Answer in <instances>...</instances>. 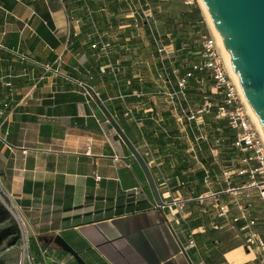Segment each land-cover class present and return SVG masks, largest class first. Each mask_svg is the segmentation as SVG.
<instances>
[{"label":"crops","instance_id":"crops-1","mask_svg":"<svg viewBox=\"0 0 264 264\" xmlns=\"http://www.w3.org/2000/svg\"><path fill=\"white\" fill-rule=\"evenodd\" d=\"M161 1L0 0V194L24 224L30 264H78L58 235L86 264H260L244 246V221L234 222L240 204L256 221L237 196L249 182L223 175L240 159L228 124L215 113L178 122L157 93L177 92L189 66L174 35L158 31ZM187 92L177 106L196 109L200 93ZM112 122L150 152L161 204ZM193 231L196 247L184 252Z\"/></svg>","mask_w":264,"mask_h":264},{"label":"built area","instance_id":"built-area-1","mask_svg":"<svg viewBox=\"0 0 264 264\" xmlns=\"http://www.w3.org/2000/svg\"><path fill=\"white\" fill-rule=\"evenodd\" d=\"M182 2L186 6L195 4V0H182ZM139 24L140 22L137 18L135 25L139 26ZM155 47L161 58L168 54V48L165 44L163 45L161 38H155ZM181 47L180 51L187 53L194 60H189V66L185 69L183 75L180 76L177 83L178 91L173 92L168 88H160L157 93L164 96L173 105L174 117L178 122H181L185 116L189 120L197 121V119L203 118L205 115L215 113L218 119L228 124L232 131V148L240 155V159L233 170L228 169L223 175L229 182L234 175L240 178L246 177L249 183L244 184V186L256 187L264 205V134L259 124L254 121L250 108L242 92L237 87L228 61L224 57L223 47L220 45L218 35L215 31L212 34L210 32L208 34L201 32L197 34L193 43L187 41ZM102 70L104 72L106 68L104 67ZM112 71L114 75H118L120 67H113ZM177 73H179L178 70ZM191 84L196 86L202 99V103L193 110L185 108L182 103L177 106L176 103L177 98L184 101L188 100L187 88ZM86 95H88L90 100H94L93 95L89 91H86ZM130 113L131 111L127 115ZM150 157L151 154L148 150L143 152V158ZM209 179V174H207L205 182L207 183ZM231 191L235 192L236 190L232 189ZM133 193L138 198L143 191L134 189ZM170 204L175 209L183 210L184 208L178 199H174ZM215 207L218 209L220 216L229 214L227 205L215 204ZM237 209L240 213L234 219V222L244 221L241 226L245 242L244 246L249 253H260L261 260L259 263L264 264V235L259 232L256 227V221L249 217V212L241 204L237 205ZM15 213L17 216L14 213L12 214L17 218L18 213ZM22 225L24 228V224ZM200 232L193 231L188 240V245L183 247L184 252L196 247L194 236Z\"/></svg>","mask_w":264,"mask_h":264},{"label":"water","instance_id":"water-1","mask_svg":"<svg viewBox=\"0 0 264 264\" xmlns=\"http://www.w3.org/2000/svg\"><path fill=\"white\" fill-rule=\"evenodd\" d=\"M201 1L228 52L233 71L242 91H244L247 104L251 107L256 120L259 121L264 134V0ZM101 110L112 120L107 110L104 108ZM112 123L143 169L152 196L161 204L157 185L152 179L150 169H148L143 156L134 149L133 144L118 126L114 122ZM141 202L138 201L136 204ZM13 217L19 220L15 216ZM54 243L63 251L70 253L78 264H86L80 254L76 253L61 236L58 235L54 239Z\"/></svg>","mask_w":264,"mask_h":264},{"label":"rangeland","instance_id":"rangeland-1","mask_svg":"<svg viewBox=\"0 0 264 264\" xmlns=\"http://www.w3.org/2000/svg\"><path fill=\"white\" fill-rule=\"evenodd\" d=\"M157 1L159 0H153L152 2L154 4L153 7H155V5L158 4ZM162 4H163L162 13H158L156 16L158 21L157 24L158 31L162 35L165 34L164 32H168L174 35L173 38H176L178 40L180 39L183 42H185L186 40L194 41L196 39L198 32L201 33L207 31L208 33L209 32L211 34L213 33L214 28L209 20V17L205 13V10L200 0H195V4H193V6H186L184 2H182V0H176V1L163 0ZM197 8H200L202 12L203 21H199V23L196 26H194L195 23L193 21L195 20V18L197 19L198 17L195 14V10ZM172 55L173 54H171L170 56ZM167 57L168 56L166 55L165 60H171L169 59L171 57L168 58ZM181 58L183 59L188 58L189 60H194L192 57L188 55L181 56L180 59ZM237 196H240L242 198L240 200L244 203V205L245 204L251 205V208L253 209L254 212V218L256 219V223H257L256 227L258 228L259 232L264 233V208L261 198L258 195L257 188L251 187L246 191H244L242 195H237ZM0 200L4 201V204L7 205L8 209H11L10 213L12 216H13L12 213L16 215L15 213L16 210L7 201L4 194H0ZM18 219L19 220L17 221L20 226L22 240L20 243H18V245L12 247L6 246L5 243L0 245V264H30L31 263L29 256V249L27 248L29 238L23 228L20 218Z\"/></svg>","mask_w":264,"mask_h":264},{"label":"trees","instance_id":"trees-1","mask_svg":"<svg viewBox=\"0 0 264 264\" xmlns=\"http://www.w3.org/2000/svg\"><path fill=\"white\" fill-rule=\"evenodd\" d=\"M195 14L197 17V19L195 18V20L193 21L195 23L194 26H196L199 21H203L202 19V12L200 10V8H197L195 10ZM199 27V26H197ZM205 34H208V32H203ZM191 42L193 43L194 41H190V40H186L185 42ZM182 40H178L176 39V47L178 48H182ZM184 43V42H183ZM135 206H137L138 208L143 206V203H130L128 204V207H130V209L134 208ZM0 245H2L3 243H5L6 246L8 247H12V246H16L18 245V243L21 242L22 240V234H21V230H20V226L18 224V221L16 219H14V217L11 215L9 209L7 208L6 204H4L3 201L0 200Z\"/></svg>","mask_w":264,"mask_h":264},{"label":"bare ground","instance_id":"bare-ground-1","mask_svg":"<svg viewBox=\"0 0 264 264\" xmlns=\"http://www.w3.org/2000/svg\"><path fill=\"white\" fill-rule=\"evenodd\" d=\"M200 1H201V0H200ZM201 3H202V5H203V2H202V1H201ZM203 8H204V10H205L204 5H203ZM205 13L207 14L206 10H205ZM207 16H208V14H207ZM208 17H209V20H210V22H211L213 28H214V31H216V30H215V27H214V24H213V21H212V19H211V17H210V16H208ZM216 34L218 35V39H219L220 45L223 47V52H224V55H225L226 61H228V65H229V68H230L231 74H232V76L234 77V80H235V82H236V84H237V87L239 88V91L242 92V94H243V96H244V99L246 100V97H245L244 91H242V88H241V86H240V84H239L238 78H237V76H235V73H234V71H233L232 64H231V61H230V59H229L228 52L226 51V48L223 46V44H222V42H221V39H220V36H219V34H218L217 31H216ZM246 103H247V101H246ZM247 105H248V104H247ZM249 108H250V112H251V115H252L254 121H256V123H258V124H259V127L261 128L260 123H259V121L256 120L255 115H254V113H253V111H252V109H251L250 106H249Z\"/></svg>","mask_w":264,"mask_h":264}]
</instances>
